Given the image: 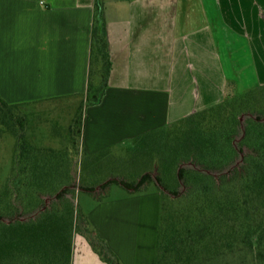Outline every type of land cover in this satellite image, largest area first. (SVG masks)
<instances>
[{
  "label": "crops",
  "instance_id": "obj_1",
  "mask_svg": "<svg viewBox=\"0 0 264 264\" xmlns=\"http://www.w3.org/2000/svg\"><path fill=\"white\" fill-rule=\"evenodd\" d=\"M112 68L84 107L88 156L264 84V0H100ZM95 0H0V97L9 104L86 92ZM233 86V87H232ZM80 207L122 264H155L160 194L113 186ZM72 264H106L80 234Z\"/></svg>",
  "mask_w": 264,
  "mask_h": 264
},
{
  "label": "trees",
  "instance_id": "obj_2",
  "mask_svg": "<svg viewBox=\"0 0 264 264\" xmlns=\"http://www.w3.org/2000/svg\"><path fill=\"white\" fill-rule=\"evenodd\" d=\"M111 68L103 4L95 0L87 89L78 96L81 101L77 115L68 129L79 145L84 107L102 99ZM22 105L9 104L0 97V132L9 131L18 136L19 163L22 162L27 172L33 169L32 147L25 136L24 124L28 121L21 114ZM164 135L185 147V157L176 163V167L181 163L176 168V181L180 185L172 188L161 176L156 179L162 190L155 264H195L222 253H234L237 248L246 250L257 264H264V84L242 94L227 92L221 102L132 142ZM46 153V157H52L50 153L56 152L48 149ZM112 153L113 150H108L88 156L82 149V155L90 159H103ZM25 178L21 187L25 192L31 190L34 202L15 196L12 183L5 195L0 196V264H72L75 234L85 237L106 264H121L75 205L70 196L75 185L57 181L59 185L42 197V186L51 183L42 177ZM149 181L147 173L135 181L109 178L98 186L107 189V195L112 184L136 193L146 191ZM78 189L94 197L97 187Z\"/></svg>",
  "mask_w": 264,
  "mask_h": 264
},
{
  "label": "rangeland",
  "instance_id": "obj_3",
  "mask_svg": "<svg viewBox=\"0 0 264 264\" xmlns=\"http://www.w3.org/2000/svg\"><path fill=\"white\" fill-rule=\"evenodd\" d=\"M231 90L229 92H234ZM244 92L234 93L242 94ZM80 101V97H64L21 106V114L25 115L28 121L24 124L25 136L32 147L30 157L33 161V169L25 172L22 162L19 163L21 160L18 136L9 131H1L0 196L5 195L7 187L12 183L11 190L15 196H24L25 200L34 202L35 195L31 190L25 192L21 187V180L26 179L25 177L29 175L35 179L45 178V182L51 183V185L42 186V197H45L49 190H53L60 183L75 185L73 186L74 192L70 196L73 197L75 205L80 209V197L87 192L79 190L78 187L96 186L97 190L94 192L93 198L97 200L107 195V189H102L98 185L109 178L135 181L149 173L151 181L147 182L145 187L147 190H157L159 194L162 188L156 184L158 176H161L169 184V187L174 188L178 184L180 185V181L178 183L176 181V168L181 166V163L177 167L176 163L184 161L185 147L176 139H171L169 135H164L162 138L150 136L131 141L119 149L113 150L112 156L109 155L103 159L84 157L77 137H71L68 132L69 126L77 115ZM48 149H53L56 153H50L52 157L48 155L46 157ZM34 183L32 182L33 185ZM113 186L119 185L112 184L109 190ZM35 187L38 188V186ZM44 201L47 203L48 199L45 198ZM109 248L113 251L110 246ZM113 253L117 256L114 251ZM195 264L257 263L246 250L237 248L234 253H222L217 257L204 259L203 262Z\"/></svg>",
  "mask_w": 264,
  "mask_h": 264
}]
</instances>
